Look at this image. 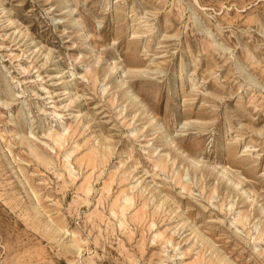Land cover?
I'll return each instance as SVG.
<instances>
[{
  "label": "rangeland",
  "instance_id": "374dc122",
  "mask_svg": "<svg viewBox=\"0 0 264 264\" xmlns=\"http://www.w3.org/2000/svg\"><path fill=\"white\" fill-rule=\"evenodd\" d=\"M0 264H264V0H0Z\"/></svg>",
  "mask_w": 264,
  "mask_h": 264
},
{
  "label": "bare ground",
  "instance_id": "6f19581e",
  "mask_svg": "<svg viewBox=\"0 0 264 264\" xmlns=\"http://www.w3.org/2000/svg\"><path fill=\"white\" fill-rule=\"evenodd\" d=\"M67 131V130H66ZM65 132V131H64ZM51 138H52V140L54 141V142H56V143H58V144H62V142H61V139L65 136V134L63 135V133H59V132H56V131H54V132H52V131H49L48 133H47ZM61 142V143H60ZM29 146L31 147V145L29 144ZM34 151V150H33ZM35 153H36V157H40V153L37 151H35ZM42 160H44V159H42Z\"/></svg>",
  "mask_w": 264,
  "mask_h": 264
}]
</instances>
